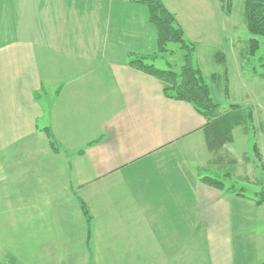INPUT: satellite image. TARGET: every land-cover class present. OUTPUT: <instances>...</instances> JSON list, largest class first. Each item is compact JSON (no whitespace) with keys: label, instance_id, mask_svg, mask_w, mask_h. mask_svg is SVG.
Masks as SVG:
<instances>
[{"label":"crops","instance_id":"crops-1","mask_svg":"<svg viewBox=\"0 0 264 264\" xmlns=\"http://www.w3.org/2000/svg\"><path fill=\"white\" fill-rule=\"evenodd\" d=\"M156 46L138 0H0V207L33 196L0 215L3 264H264V204L201 182L206 119L129 66ZM15 145L44 154L18 172Z\"/></svg>","mask_w":264,"mask_h":264},{"label":"rangeland","instance_id":"rangeland-1","mask_svg":"<svg viewBox=\"0 0 264 264\" xmlns=\"http://www.w3.org/2000/svg\"><path fill=\"white\" fill-rule=\"evenodd\" d=\"M167 1L170 3L171 0ZM175 1L181 2L180 0ZM182 2L183 6L180 8L179 16L187 31L185 40L189 43H197L193 56L194 65L202 71L210 88L212 99L220 104L222 112L230 110L233 105H238L244 109H250L253 113V120L248 125L249 133L242 132L244 127L235 129V142L226 146L224 150V154L230 155L231 153V158L237 160V163L217 166L213 169L211 176L233 173V180L246 188L247 196L255 199L264 191V169L257 166L253 150L254 144H258L264 163V81L253 76L251 71L254 67L261 69L260 59L264 54V37H253L248 33L244 20V0H232L233 7L230 15L222 11L219 0H182ZM193 17H195L194 20H192ZM250 39L260 41L261 48L255 57L250 59L243 54L241 58V52L247 49ZM157 50L158 46L154 51L157 52ZM168 50L170 52L167 57L160 56L149 63L159 70H173L180 73L185 51L177 44H170ZM218 52L226 55V66L215 61V54ZM225 70L228 72L229 80L227 87L224 79L218 82L212 80L214 74L223 76ZM41 138L46 139V136L42 135ZM5 150L7 154L9 152L13 155L17 154L16 164H13V167L22 173L28 170L26 164L19 163L17 166V162L20 158L22 159L23 155L44 154L39 147L36 151V148L20 149L15 145ZM8 186L10 191H14L15 186L12 181L9 180ZM32 200L33 196L29 193L15 195L14 198L9 196L3 202L5 204L2 203L0 207L2 222H7L9 226L30 221ZM23 205H26L27 212L21 210ZM26 215L27 220L23 221ZM3 228L8 227L3 226ZM24 246L26 247V244Z\"/></svg>","mask_w":264,"mask_h":264},{"label":"trees","instance_id":"trees-1","mask_svg":"<svg viewBox=\"0 0 264 264\" xmlns=\"http://www.w3.org/2000/svg\"><path fill=\"white\" fill-rule=\"evenodd\" d=\"M138 1L145 4L148 8L149 20L157 31L158 50L152 55L132 54L129 58V66L159 80L162 84L163 94L168 99L185 102L193 106L207 121L203 132L208 150L213 156L215 167L233 164L234 160L231 158L230 161H225L224 150L226 146L233 143V131L236 128L244 127L243 130L247 134L249 133L248 125L253 120L252 111L238 105H233L230 107V110L221 114L220 104L212 99L210 88L204 79L202 71L194 65L193 56L196 51V46L194 43H189L185 40L184 31L177 23L175 15L167 9L161 0ZM219 2L222 11L230 15L233 7L232 0H219ZM244 20L248 33L251 36L264 37V0H244ZM170 44H177L185 51L182 57L183 64L180 73L173 70H159L153 64L149 63L160 56L167 57L170 52L168 50ZM260 48V41L250 39L247 49L241 52V58H243V54L250 59L255 57ZM249 58L248 61H250ZM260 60L261 69L258 70L254 67L251 72L253 76L264 81V54ZM215 61L224 66L227 65V57L222 52L215 54ZM223 76L214 74L212 80L218 82L224 79L227 87L229 81L227 70L224 71ZM47 133L49 139H51V147L56 151L53 136L49 131ZM253 150L257 160V166L264 169L263 155L258 144H254ZM233 179L231 173H225L224 176H204L201 182L219 191H227L238 197L246 198V188L240 186ZM80 203L81 210L90 223L91 217L87 206L83 201ZM256 204H264V191L258 194ZM0 264L3 263L0 261Z\"/></svg>","mask_w":264,"mask_h":264}]
</instances>
